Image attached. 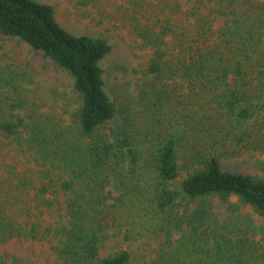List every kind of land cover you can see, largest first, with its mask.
<instances>
[{"label":"trees","instance_id":"obj_1","mask_svg":"<svg viewBox=\"0 0 264 264\" xmlns=\"http://www.w3.org/2000/svg\"><path fill=\"white\" fill-rule=\"evenodd\" d=\"M214 3L184 11L181 28L143 32L151 56L112 100L106 38L70 32L48 3L0 0V35L66 71L79 99L68 122L55 118L22 84L33 82L30 67L0 63V131L36 154L44 181L35 190L61 193L54 250L67 264H129L125 249L100 253L105 230L129 210L163 236L147 264H264V246L210 211L235 197L264 215V178L221 164L264 154V0ZM182 203L195 206L180 213ZM21 233L0 219V242Z\"/></svg>","mask_w":264,"mask_h":264},{"label":"rangeland","instance_id":"obj_2","mask_svg":"<svg viewBox=\"0 0 264 264\" xmlns=\"http://www.w3.org/2000/svg\"><path fill=\"white\" fill-rule=\"evenodd\" d=\"M38 1L52 5L55 18L70 32L108 40L111 50L100 65L105 90L112 100H118L126 89H131L128 85L134 79L131 69L144 67L151 56V49L142 46L143 32L168 25L181 28L185 26L184 11L195 10L199 14L215 7V0ZM220 22L218 17L217 25ZM0 59V63L30 67L33 82L22 83L30 99L39 104L41 111L69 121L79 99L66 71L41 51L3 35H0ZM35 157V153L0 131V219L13 220L22 232L0 242V264H67L54 250L59 239L57 229L65 224L63 197L58 192L39 194L35 190L44 181ZM221 164L230 171L264 178V154L244 152L222 158ZM20 180L24 183H18ZM183 204L178 208L180 213L195 206ZM210 211L224 226L247 231L258 241L259 250L264 246V215L256 214L249 205L235 197L228 203L215 199ZM178 235L174 232L172 238ZM162 237L161 233L151 231L150 222L129 210L105 230L100 253L108 255L125 249L130 253L129 264H147L156 255Z\"/></svg>","mask_w":264,"mask_h":264}]
</instances>
